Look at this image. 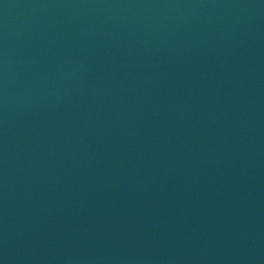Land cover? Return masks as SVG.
<instances>
[{"label":"water","instance_id":"95a60500","mask_svg":"<svg viewBox=\"0 0 264 264\" xmlns=\"http://www.w3.org/2000/svg\"><path fill=\"white\" fill-rule=\"evenodd\" d=\"M0 264H264V0H0Z\"/></svg>","mask_w":264,"mask_h":264}]
</instances>
